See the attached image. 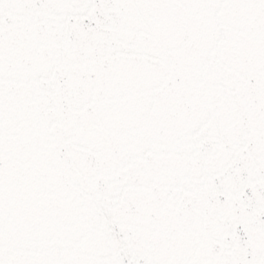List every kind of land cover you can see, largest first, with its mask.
I'll list each match as a JSON object with an SVG mask.
<instances>
[{
  "label": "snow or ice",
  "instance_id": "obj_1",
  "mask_svg": "<svg viewBox=\"0 0 264 264\" xmlns=\"http://www.w3.org/2000/svg\"><path fill=\"white\" fill-rule=\"evenodd\" d=\"M0 264H264V0H0Z\"/></svg>",
  "mask_w": 264,
  "mask_h": 264
}]
</instances>
